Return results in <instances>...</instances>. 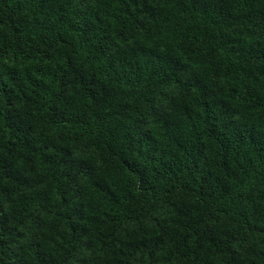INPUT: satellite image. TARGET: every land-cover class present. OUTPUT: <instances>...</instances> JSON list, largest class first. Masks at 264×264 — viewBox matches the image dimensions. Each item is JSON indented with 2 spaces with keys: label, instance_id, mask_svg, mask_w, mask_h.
<instances>
[{
  "label": "trees",
  "instance_id": "16d2710c",
  "mask_svg": "<svg viewBox=\"0 0 264 264\" xmlns=\"http://www.w3.org/2000/svg\"><path fill=\"white\" fill-rule=\"evenodd\" d=\"M0 264H264V0H0Z\"/></svg>",
  "mask_w": 264,
  "mask_h": 264
}]
</instances>
